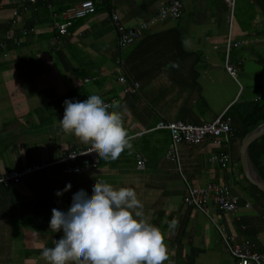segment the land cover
Masks as SVG:
<instances>
[{
	"label": "crops",
	"instance_id": "crops-1",
	"mask_svg": "<svg viewBox=\"0 0 264 264\" xmlns=\"http://www.w3.org/2000/svg\"><path fill=\"white\" fill-rule=\"evenodd\" d=\"M11 1L0 0V41L4 42L0 50V175L32 162L53 161L67 149L91 146L63 132L59 124L63 102L69 100L66 93L83 82L81 75L88 81L98 79L97 86L89 84L88 88L101 95L107 91L117 95L115 103L121 96L116 94L114 60L120 58L125 77L136 81L138 88L134 96L112 109L121 112L123 126L132 137V149L118 159L103 160V165L73 175L51 165L23 175L17 184L0 182V264H48L43 249L54 247L55 240L63 236L62 230L49 228L52 209L67 212L73 194L83 189L90 196L97 179L117 189L135 190L144 206V219L164 235L169 256L164 264H236L222 242L223 235L235 241L250 239L256 250L264 251V197L246 185L234 136L225 144L206 138L193 146L176 145L178 172L175 163L164 156L166 131L134 135L150 129L159 119L194 124L209 121L225 114L234 100L260 99L264 103L262 0H233L231 10L224 0H178V18L153 23L123 52L116 47L108 10L131 25L148 19L168 0H92L95 11L73 21L62 35L50 27L53 15L80 0H37L20 14V21L33 28L24 36L19 35L18 27L6 25L10 9L17 6ZM227 37L242 41L227 52V61L237 70L241 84L237 97L223 69ZM99 54L102 58L97 59ZM222 80L230 82V88ZM216 87H223L226 97L217 95L212 109L213 101L206 96L208 88ZM243 89L245 97L239 100ZM195 104L196 111H192ZM229 126L236 125L230 120ZM221 151L228 154L227 163L207 161L210 153ZM137 152L144 157L142 169L134 165ZM92 155L99 158L95 152ZM211 182L228 186L238 197L233 213L217 211L210 203L202 213L181 202L186 185ZM67 184L71 188L57 196ZM173 220L178 227L170 229Z\"/></svg>",
	"mask_w": 264,
	"mask_h": 264
},
{
	"label": "clouds",
	"instance_id": "clouds-1",
	"mask_svg": "<svg viewBox=\"0 0 264 264\" xmlns=\"http://www.w3.org/2000/svg\"><path fill=\"white\" fill-rule=\"evenodd\" d=\"M178 67V64L174 65ZM60 128L105 161H115L132 149L123 126L119 105L107 104L99 95L86 100H65ZM71 188L67 184L57 196ZM143 204L131 187L114 188L97 179L89 196L83 189L72 196L67 212L52 209L49 228L63 231L55 246L45 247L42 257L48 264H164L169 259L161 229L144 219ZM178 222H169L175 229Z\"/></svg>",
	"mask_w": 264,
	"mask_h": 264
},
{
	"label": "built area",
	"instance_id": "built-area-1",
	"mask_svg": "<svg viewBox=\"0 0 264 264\" xmlns=\"http://www.w3.org/2000/svg\"><path fill=\"white\" fill-rule=\"evenodd\" d=\"M37 0H13V4L17 6L12 7L7 18L6 25L9 28L18 27L19 35L33 31V28L26 27L20 21V14L28 5H34ZM45 1V0H43ZM229 9L231 10L233 0H224ZM2 4H0V10ZM95 11L94 3L92 0H80L66 8H63L58 13L54 14V20L51 22V29L59 35L66 33V28L70 26L72 20L82 18ZM181 14V5L178 0H168L155 9L154 13L146 20L138 21L131 25H125L118 14L114 10H109L107 13L108 21L112 26L116 35V47L123 49L127 45L134 42L139 34L147 29L150 25L157 21L165 19H176ZM15 44L19 41L14 40ZM242 43L241 40L231 41L229 37L225 39L224 43V60L223 69L231 77L235 76V67L227 61V52L231 47H235ZM4 49V42L0 41V50ZM114 64L117 66L115 69V82L118 85L116 94L134 93L138 88V83L133 80H127L123 69L122 62L119 58H115ZM83 82H87L88 78L83 77ZM99 95L107 104H114L115 94ZM221 112L209 121L194 124L182 120H157L154 125L147 130L135 132L134 135H141L148 130H165L169 142L164 151L165 158L175 163L176 169L179 172L178 157L176 152V145L183 144L186 146L197 145L206 138L217 144L218 142L227 143L231 136L230 119L229 116ZM91 146L83 149H67L64 154L60 155L57 159L47 162H32L19 169H11L0 175V182L17 184L23 175L33 172L41 171L51 165H56L60 172L67 175L77 174L84 169L94 168L96 158H93V152H90ZM77 159V160H76ZM228 154L226 152H214L207 156V161L217 165H224L228 162ZM144 164V157L141 153H135L134 165L137 169H142ZM181 202L193 209L204 213L207 209L208 203L220 212L233 213L237 207L238 197L230 192L228 186L217 183H207L202 186H185L184 194L181 197ZM247 207V203L242 204ZM222 242L228 251L229 255L235 259L236 264H264V251H259L254 248V244L250 239H243L235 241L230 236H221Z\"/></svg>",
	"mask_w": 264,
	"mask_h": 264
},
{
	"label": "trees",
	"instance_id": "trees-1",
	"mask_svg": "<svg viewBox=\"0 0 264 264\" xmlns=\"http://www.w3.org/2000/svg\"><path fill=\"white\" fill-rule=\"evenodd\" d=\"M262 1L264 4V0ZM263 17H264V9H263ZM75 20L77 19L72 20V22ZM180 44L181 43H179V47L181 48ZM117 49L120 51L119 48ZM82 77H83L82 75L79 77L81 78V81L83 79ZM126 79L130 80L127 77ZM98 83H99L98 79L91 77V79L86 84L82 82L81 84L75 85L73 88H70L67 91L66 96L68 97L69 100H73V101L86 100L89 95H93L94 92L96 91L95 89L94 91L88 88V85L91 84L95 86ZM120 96L121 98L115 101V103H117L119 107L125 98L134 96V93H126ZM115 97H117V95ZM109 111H112V108H110ZM225 115L229 116L230 120L235 123L236 126L234 128L230 126L231 129L230 137L234 136L237 139V142L239 143V140L247 131L255 127L257 124L261 123L262 121H264V103L260 99H251L246 101L234 100L225 110ZM168 142L169 139L167 135L166 146ZM140 148L142 150L146 149L144 145H140ZM246 154L251 164L253 165V168L256 171V173L261 177V179L264 180V134L260 135L258 138L254 139L249 143L246 149ZM103 160L104 159L102 158H97L95 166L103 165ZM246 185L250 189L254 190L260 197H264V192L258 189L255 185L247 181H246Z\"/></svg>",
	"mask_w": 264,
	"mask_h": 264
},
{
	"label": "water",
	"instance_id": "water-1",
	"mask_svg": "<svg viewBox=\"0 0 264 264\" xmlns=\"http://www.w3.org/2000/svg\"><path fill=\"white\" fill-rule=\"evenodd\" d=\"M264 134V121L247 131L239 141L238 158L241 172L244 178L258 189L264 192V180L256 173L251 164L246 149L251 141Z\"/></svg>",
	"mask_w": 264,
	"mask_h": 264
},
{
	"label": "rangeland",
	"instance_id": "rangeland-1",
	"mask_svg": "<svg viewBox=\"0 0 264 264\" xmlns=\"http://www.w3.org/2000/svg\"><path fill=\"white\" fill-rule=\"evenodd\" d=\"M125 48V47H124ZM124 51V49H122V51L121 52H123ZM101 52V54H102V51H100ZM98 54V53H97ZM101 54H99L96 58L97 59H100V58H102V55ZM104 58V57H103ZM226 73V72H225ZM228 75V74H227ZM229 76V75H228ZM229 78L231 79V81L233 82V84H234V90L232 91L233 93L235 92V91H237V95H236V97L238 96V94L241 92V84H240V82H239V80H238V76H237V70H235V76L234 77H231V76H229ZM225 81L226 80H222L221 82L222 83H225ZM225 85H227V86H229V88H230V82L229 83H225ZM167 88H169V89H171L172 88V86L171 85H169ZM204 90H207V88H203V91ZM189 94H191L192 95V92H190V89H189ZM107 93L109 94V91H107ZM107 94V95H108ZM217 95H222V96H225L224 95V88L223 87H216V88H208V91H207V96H206V99L207 100H209V101H213V105H211L212 106V109H215V105H216V100H217ZM245 89H243V93L241 94V97H239V100H241V99H243L245 96ZM187 96V95H186ZM229 96V95H228ZM226 97V96H225ZM145 100V99H144ZM196 106H197V104H195V105H193L192 106V111H196ZM101 167H103V166H100V168ZM37 219H39V217H37Z\"/></svg>",
	"mask_w": 264,
	"mask_h": 264
}]
</instances>
